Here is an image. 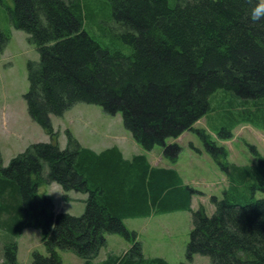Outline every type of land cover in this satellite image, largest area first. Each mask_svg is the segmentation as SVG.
<instances>
[{"label": "trees", "instance_id": "obj_1", "mask_svg": "<svg viewBox=\"0 0 264 264\" xmlns=\"http://www.w3.org/2000/svg\"><path fill=\"white\" fill-rule=\"evenodd\" d=\"M260 0H14L9 18L29 33L40 60L28 62L30 116L50 135L51 115L76 103H96L122 112L125 126L148 151L187 130H196L228 178L222 195L192 207L199 192L175 167L153 166L146 153L124 155L118 145L100 151L68 132L62 148L55 139L35 142L5 165L0 148V227L9 237L8 264H19L17 237L26 227L42 230L47 254L33 252V264H64L62 250L84 264H171L146 256L136 230L125 220L191 210L186 247L211 264H264V156L239 164L205 129L202 117L217 114L214 130L233 135L242 122L264 127V15L253 19ZM4 48L10 33L0 31ZM213 131V130H212ZM55 138V137H54ZM176 160V159H175ZM59 183L87 194L84 213L57 211L41 194ZM130 242L128 249L99 258L108 234ZM180 264H186L181 262Z\"/></svg>", "mask_w": 264, "mask_h": 264}, {"label": "rangeland", "instance_id": "obj_2", "mask_svg": "<svg viewBox=\"0 0 264 264\" xmlns=\"http://www.w3.org/2000/svg\"><path fill=\"white\" fill-rule=\"evenodd\" d=\"M10 6H14V0H0V31L10 33L5 47L0 48V148L5 165L31 143L55 139L62 148H66L69 131L81 144L98 151L113 144L121 146L127 157L146 151L125 126L122 112L107 113L96 103L79 102L62 115L52 114L53 129L56 132L54 136L30 116L25 98L30 88L28 62L40 60L41 54L36 44L29 40V33L11 23ZM2 39L0 34V43ZM216 117L217 114L206 115L195 123L194 128L205 129L218 145L226 146L231 161L239 164L255 162L258 156L254 150L264 156V127L241 123L233 130L230 138L222 139L214 130ZM167 143L177 144L180 151L173 147L169 155H166L164 147L156 145L154 149L148 150L151 161L157 165L172 164L177 168L186 183L200 191L194 196L192 207L197 209L200 204H204L207 212L213 213L215 206L211 202V196L222 195L224 186L228 185V178L209 151V146H206L196 130H187ZM64 192L57 182L46 183L40 188L41 194H48L54 199L60 211L76 215L84 213V200H67ZM68 193L70 196L81 194L74 190ZM258 196L262 197L264 193L258 192ZM125 223L130 230L138 232V238L144 242L149 254L162 255L171 264H211L210 257L206 255L197 254L192 261L186 256V247L193 228L191 210L127 218ZM107 238V245L102 248L97 259L106 258L112 251L122 252L130 245L125 236L117 233L108 234ZM8 240L9 237L0 227V264H8V250L9 253H14L12 247L6 245ZM17 242L19 264H33L35 250L47 254L43 232L38 227H26L17 237ZM61 254L64 264L85 263L73 251L62 250Z\"/></svg>", "mask_w": 264, "mask_h": 264}, {"label": "crops", "instance_id": "obj_3", "mask_svg": "<svg viewBox=\"0 0 264 264\" xmlns=\"http://www.w3.org/2000/svg\"><path fill=\"white\" fill-rule=\"evenodd\" d=\"M114 145H115V144H114ZM116 145H118V144H116ZM110 146H111V145H110ZM118 146H119V145H118ZM119 147H120V149L122 150L121 146H119ZM93 149H94V148H93ZM95 150H96V149H95ZM122 152H123L124 155L126 156V154H125V152H124L123 150H122ZM148 152H149V151L146 150V151H141L140 153H146L147 156H148V158H149V161L151 162V164H152L153 166H164V165H157V164H155L153 161H151ZM126 157H127V156H126ZM128 158H131V157H128ZM166 166H168V165H166ZM168 167H173V165L171 164V165L168 166ZM70 197H71V199L81 198V200H85L86 197H87V194H83V193H81L79 196L71 195ZM71 199H70V200H71ZM56 207H57V204H56ZM57 211H60V209L57 208ZM152 215H155V214H152ZM152 215H151V216H152ZM143 248H144V252H145L146 256H162V255H152V254L147 253L144 242H143ZM162 257H164V256H162ZM164 258H165V257H164Z\"/></svg>", "mask_w": 264, "mask_h": 264}, {"label": "clouds", "instance_id": "obj_4", "mask_svg": "<svg viewBox=\"0 0 264 264\" xmlns=\"http://www.w3.org/2000/svg\"><path fill=\"white\" fill-rule=\"evenodd\" d=\"M262 15H264V0H260V3L252 11L253 19H259Z\"/></svg>", "mask_w": 264, "mask_h": 264}]
</instances>
